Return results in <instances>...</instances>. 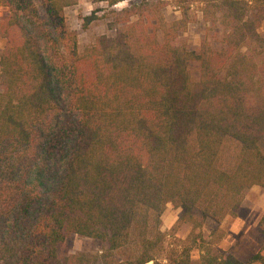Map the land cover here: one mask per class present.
<instances>
[{
	"label": "trees",
	"instance_id": "1",
	"mask_svg": "<svg viewBox=\"0 0 264 264\" xmlns=\"http://www.w3.org/2000/svg\"><path fill=\"white\" fill-rule=\"evenodd\" d=\"M25 1L0 0V264H191L193 250L199 264H264L214 249L217 226L196 232L264 189V0H213L223 41L198 51L180 38L191 19L169 21L167 0L113 9L114 35L81 51L64 12L82 0H41L38 23ZM168 204L194 230L164 256ZM73 234L100 250L60 253Z\"/></svg>",
	"mask_w": 264,
	"mask_h": 264
},
{
	"label": "rangeland",
	"instance_id": "2",
	"mask_svg": "<svg viewBox=\"0 0 264 264\" xmlns=\"http://www.w3.org/2000/svg\"><path fill=\"white\" fill-rule=\"evenodd\" d=\"M139 0H124L113 8L107 7L106 3H93L92 0H82L80 4L68 7L64 12L65 31L70 36H75L77 49L81 51L87 45L94 42L100 35L112 36L115 29L112 23L115 14L112 12L119 11L124 6H129ZM168 3L164 9V15L169 21L178 20L183 13L191 19L186 30L180 33V38L185 40L191 50L198 51L202 41L209 40L213 47H218L223 41V28L216 21L219 18L220 11L216 7L213 0H167ZM25 6L28 7L27 13L32 22L44 21V9L41 0H26ZM38 16L34 15L35 11ZM8 9L2 7L0 9V22L7 19ZM217 15V16H216ZM92 16L93 20L87 27H84L83 17ZM32 17V18H31ZM10 30V36L14 32ZM152 30V28L150 29ZM260 31H264V21L261 23ZM6 45V40L0 31V55ZM67 52L64 49L55 52L62 61L65 60ZM190 73L192 80L197 82L200 77L199 62L192 61L190 65ZM1 90V88H0ZM237 146L228 141L224 148V162L230 165L234 161ZM264 153V144L262 147ZM181 213L180 208H174L168 204L165 213L162 216L161 230L167 234L165 242V254L172 247L180 246L182 241L194 230L191 223H178ZM264 215V189L259 186L249 188L243 197V200L234 216L225 217L218 225L205 224L201 229L203 234L209 232L213 227H218L223 231L221 239L214 245L216 250H226L239 261L249 260L251 256L260 252L264 255V220L260 219ZM101 244L99 241L71 235L65 244L59 250L62 254L74 253H94L99 251ZM128 250L117 251L115 254V262L122 263L128 255ZM191 264H199V251L193 250L191 253Z\"/></svg>",
	"mask_w": 264,
	"mask_h": 264
},
{
	"label": "built area",
	"instance_id": "3",
	"mask_svg": "<svg viewBox=\"0 0 264 264\" xmlns=\"http://www.w3.org/2000/svg\"><path fill=\"white\" fill-rule=\"evenodd\" d=\"M151 263V262H150Z\"/></svg>",
	"mask_w": 264,
	"mask_h": 264
}]
</instances>
